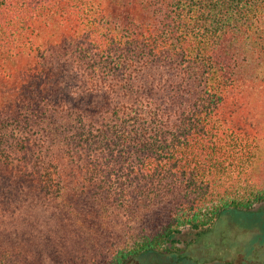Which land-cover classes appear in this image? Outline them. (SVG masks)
Returning <instances> with one entry per match:
<instances>
[{
	"label": "trees",
	"instance_id": "obj_1",
	"mask_svg": "<svg viewBox=\"0 0 264 264\" xmlns=\"http://www.w3.org/2000/svg\"><path fill=\"white\" fill-rule=\"evenodd\" d=\"M57 205L104 239L46 264L263 215L264 0H0V264L35 263L18 222Z\"/></svg>",
	"mask_w": 264,
	"mask_h": 264
},
{
	"label": "rangeland",
	"instance_id": "obj_2",
	"mask_svg": "<svg viewBox=\"0 0 264 264\" xmlns=\"http://www.w3.org/2000/svg\"><path fill=\"white\" fill-rule=\"evenodd\" d=\"M260 207L264 205H259L256 210ZM62 209L64 211L61 205L48 211L35 212L31 209L20 218L19 228L29 236L41 239L32 246L34 264H46L45 260L52 259V250L63 258L68 254H91L95 244L103 241L102 231L88 228L81 218L75 214H65ZM239 217L240 225L237 226L236 221L225 214L207 234L197 235L185 230L181 236L180 251L174 255L149 252L128 264H264V244L256 240L258 229L264 228V214L255 218ZM130 239L124 238L126 242H130ZM24 245L29 247V243ZM249 250L252 254H249ZM244 255L248 257L246 260L243 259Z\"/></svg>",
	"mask_w": 264,
	"mask_h": 264
}]
</instances>
